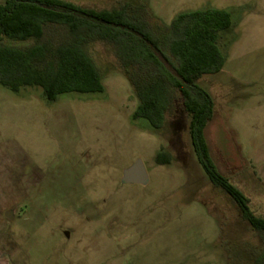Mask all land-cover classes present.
<instances>
[{
	"label": "rangeland",
	"instance_id": "obj_1",
	"mask_svg": "<svg viewBox=\"0 0 264 264\" xmlns=\"http://www.w3.org/2000/svg\"><path fill=\"white\" fill-rule=\"evenodd\" d=\"M144 1L167 23L205 6L233 11L225 65L197 81L214 101L205 136L218 169L264 215V0ZM91 53L102 94L48 103L40 87L0 86V210L12 215L0 211V264H249L261 238L210 183L181 105L159 130L133 120L138 100L115 57L100 43ZM160 149L170 164L155 163ZM136 158L148 183H122Z\"/></svg>",
	"mask_w": 264,
	"mask_h": 264
},
{
	"label": "trees",
	"instance_id": "obj_2",
	"mask_svg": "<svg viewBox=\"0 0 264 264\" xmlns=\"http://www.w3.org/2000/svg\"><path fill=\"white\" fill-rule=\"evenodd\" d=\"M234 26L230 8L205 6L178 12L170 22L154 16L144 0H118L95 9L69 0H5L0 3V86L19 94L40 87L48 103L62 95L102 94L103 73L91 53L100 43L113 55L138 100L132 119L162 129L181 105L197 161L210 183L236 206L261 238L249 264H264V215L214 162L205 129L214 101L198 84L219 72L227 60V34ZM173 156L160 149L158 165Z\"/></svg>",
	"mask_w": 264,
	"mask_h": 264
},
{
	"label": "water",
	"instance_id": "obj_3",
	"mask_svg": "<svg viewBox=\"0 0 264 264\" xmlns=\"http://www.w3.org/2000/svg\"><path fill=\"white\" fill-rule=\"evenodd\" d=\"M120 180L124 184H147L149 176L143 160L136 158L134 162L124 168ZM5 216L7 218L12 217L10 212H6Z\"/></svg>",
	"mask_w": 264,
	"mask_h": 264
},
{
	"label": "crops",
	"instance_id": "obj_4",
	"mask_svg": "<svg viewBox=\"0 0 264 264\" xmlns=\"http://www.w3.org/2000/svg\"><path fill=\"white\" fill-rule=\"evenodd\" d=\"M0 211L2 212L1 214H3L4 216H5L6 212H8L7 210H4V211H3L2 209H1ZM1 214H0V216H1ZM5 217H6V216H5ZM6 218H7V217H6ZM8 219H10V218H8ZM1 224H4V223L2 222Z\"/></svg>",
	"mask_w": 264,
	"mask_h": 264
}]
</instances>
